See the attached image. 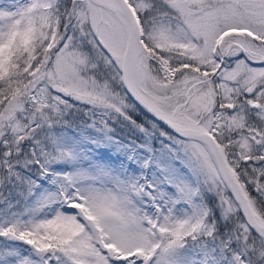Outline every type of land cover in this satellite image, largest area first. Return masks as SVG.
Returning <instances> with one entry per match:
<instances>
[{"label": "snow or ice", "instance_id": "obj_1", "mask_svg": "<svg viewBox=\"0 0 264 264\" xmlns=\"http://www.w3.org/2000/svg\"><path fill=\"white\" fill-rule=\"evenodd\" d=\"M0 264H264V0H0Z\"/></svg>", "mask_w": 264, "mask_h": 264}]
</instances>
